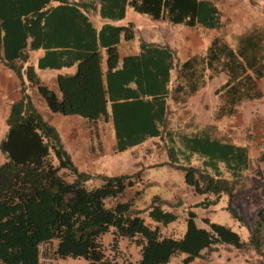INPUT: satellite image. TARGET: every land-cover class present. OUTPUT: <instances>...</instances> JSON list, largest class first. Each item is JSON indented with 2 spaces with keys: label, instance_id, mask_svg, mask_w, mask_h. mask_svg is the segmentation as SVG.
<instances>
[{
  "label": "trees",
  "instance_id": "trees-1",
  "mask_svg": "<svg viewBox=\"0 0 264 264\" xmlns=\"http://www.w3.org/2000/svg\"><path fill=\"white\" fill-rule=\"evenodd\" d=\"M96 4L100 6L99 13L103 7L119 6V19L128 7L136 14L163 19L171 25L219 27V12L208 0H0V65L18 79L19 94L8 107L2 122L5 132L0 139V264H39L47 255L40 248L52 245L55 259L118 264L105 254L101 239L106 234H110L113 252L121 240L138 248V260L128 264H167L180 254L187 264L204 253L215 252L221 245L243 248L238 235L223 225L202 218L204 227L198 228L192 211L182 216L177 234L162 236L159 225L165 227L176 220L173 210L181 200L172 202L155 195L139 208L132 200L125 201L126 190L133 187L136 174L94 178L79 171L56 130L38 113L32 99L34 90L52 114L74 116L91 125L108 117L106 103L113 94L109 74L116 67V39L122 29L102 27L96 31L83 14L85 10L94 13ZM105 28L116 35L111 43L103 41ZM96 39L105 48L104 75ZM39 50L42 56L36 60L38 70H58L76 64L72 75L55 77V90L44 86L35 68L28 64L29 54ZM158 71L155 67L138 69L127 79L133 80L134 85L127 89L131 100L117 108L111 104L113 150L121 153L146 138L162 141L168 159L156 166L184 172V183L194 194L210 195L208 200L190 207H215L227 198L223 210L250 230L248 242L264 255L260 242L264 206L247 220L233 206L234 188L226 180V165L236 177L238 170L228 164L243 160L246 148L210 138L205 130L190 133L188 137L192 138H182L169 129L164 118L165 99L184 108L207 81L219 75H224L226 81L214 92L216 118H230L242 101L258 100L262 93L257 83L264 78V24L244 33L235 48L220 38L213 39L203 54L175 66L174 84L169 89L167 70L160 74ZM118 78L121 76L115 73L113 79ZM149 99L160 103L156 105ZM180 145L187 151L184 156L178 153ZM193 154L196 159L197 154L208 157L203 169H199V164L190 166ZM258 158L264 162V152ZM178 159L183 160L184 166L177 164ZM194 175L201 180L197 182ZM69 177L70 182L66 181ZM93 180L100 183L94 185ZM144 213L148 219H143Z\"/></svg>",
  "mask_w": 264,
  "mask_h": 264
},
{
  "label": "rangeland",
  "instance_id": "rangeland-1",
  "mask_svg": "<svg viewBox=\"0 0 264 264\" xmlns=\"http://www.w3.org/2000/svg\"><path fill=\"white\" fill-rule=\"evenodd\" d=\"M217 1H219L224 9L222 13L223 26H226V0ZM245 1L246 4L250 3V0ZM235 4L233 5L239 7V9L242 8L241 0H237ZM32 56L35 60L36 53H32ZM50 73L54 77L57 75L56 71H51ZM225 81L226 78L224 75H219L217 78L207 81L206 85L188 100L182 113L188 118V123L186 124L194 127V132L205 130L208 132L210 138L226 141V144H238L236 146L243 145V147L246 148L247 153L245 157H243V160H232L229 162L230 164H228L229 167L238 170L236 172L238 174L236 177L232 175L233 171L228 169L226 165V180L231 181L234 188L233 206L240 214L246 217L247 220H251L255 212L264 206V162L258 160V157L264 152V103L262 104L256 100L252 102L242 101L235 115L225 119L216 118L215 107L217 104V96H215L214 92L222 86ZM33 92V103L37 104V111L40 113L42 119L56 130L62 146L67 153L71 151L75 152V154H70L72 161L76 165L91 163V168L94 169L95 159L98 160V155L103 153L100 144H98L99 140L93 134L85 138L83 136H77L76 142L71 144L72 140L70 136L74 131L73 128L68 126V123H65V117L58 114L54 116V118L50 117L53 114L49 113L37 91L34 90ZM2 97L5 96L2 95ZM1 99L3 100L0 96V100ZM171 113H175L174 109H172ZM84 124H86V121L80 119L79 126L81 129L82 127L84 128ZM4 127V124L0 120V133L1 129L5 132ZM90 132L93 133V131ZM137 147H135V151H133L130 156L128 154L118 155L115 159L109 158L111 155L109 156L108 152H105V155L102 156L99 168L104 170L103 173H106L108 170L107 174H101L104 176H115L126 173L130 175L136 174L137 177L134 178L136 182L130 190H126L127 192L125 193L124 200H132L133 205L137 208L145 205V203L147 204L150 198L155 195L158 197H165L166 190H168V194H170L168 199L172 202L181 200L179 203L180 205L173 210L176 214V220L165 227L159 225L162 236L167 237L173 233L177 234L182 226V216L186 212L192 211L196 214L194 222L198 228L204 227L200 220L206 218L212 223L229 228L238 235L240 242L244 244L243 248H234L224 245L218 246L215 252L209 255L204 253L201 258L194 259L187 264H264V255L257 253L248 242L250 230L240 225L223 210L227 198H222L221 202L215 207L211 205L201 208L190 207L193 203H199L201 200H208L207 198L210 195L194 194L193 189L189 188L184 183V172L173 170L171 167L156 166L168 159V152L163 148L162 141H151L140 149ZM90 151L93 153H90ZM113 154L114 153H112V155ZM196 156L198 159L193 158L191 163L195 166L199 164V169H203L201 166L203 162H208V157L205 156L204 158L198 154ZM180 161L182 160L178 159L177 164L182 165L183 162ZM2 162L3 158L0 155V164ZM137 162L139 164H134ZM132 163L134 165H130ZM220 163L224 165L223 162ZM205 170L209 173L210 168L207 167ZM93 176L95 178L96 174H93ZM193 179L197 182L201 180L197 175H194ZM66 181L70 182V177L66 178ZM92 183L98 185L100 182L97 183V181L93 180ZM137 192L139 193L136 194ZM142 216L143 219H148L146 213ZM151 225L152 223H150V226ZM110 242V234L104 235L101 239L105 254L109 258H115L118 264H128L130 261L138 260V248L131 242L127 240L119 241L116 252L112 251ZM260 242L262 244L261 251L264 252V232L260 235ZM55 244L54 242V246ZM40 249L42 252H46L47 255L40 259L39 264H86V262L80 258L55 259L51 253L53 245L51 247L42 246ZM183 258L184 255L182 254L174 256L169 260L168 264H184L182 262Z\"/></svg>",
  "mask_w": 264,
  "mask_h": 264
},
{
  "label": "crops",
  "instance_id": "crops-1",
  "mask_svg": "<svg viewBox=\"0 0 264 264\" xmlns=\"http://www.w3.org/2000/svg\"><path fill=\"white\" fill-rule=\"evenodd\" d=\"M208 1L213 4L220 15L219 27L217 29H205L199 25L193 28L184 27L182 25H171L163 19L152 20L148 16L136 14L128 7L124 8L122 17L119 19L121 11L119 6L117 5L109 6L107 8L103 7L101 13H99L100 6L99 4H96L93 8L94 13H89L86 10L85 13L83 12V14L87 17L88 22L96 31H99L102 27H120L122 31L117 36V39L116 35L113 34V31L109 28H105L106 32L103 34V41L111 43L116 39V41L118 42L116 45V67L113 68L109 74L111 76V80L109 81V89H111V91L113 90V94L111 95V98H108V101L106 103L108 117L105 120H98L94 125L86 122V124H84V128L82 127L81 129L79 126L80 118L74 116H63L65 117V123H68V126L70 128H73L74 131V133L70 136L72 140L71 144L76 142L78 138L77 136H83L85 138L93 134L99 140L98 144H100V147L103 150V153L101 155H98L99 159H95L94 161V169L91 168V163H86L85 165L83 163H81V165H76L74 163L75 167L79 171L87 173L91 176H93V174L101 175L104 170L100 169L99 166L102 160V156L105 155V152H108V155H111L109 158L113 159H115L118 155L128 154L130 156L132 152L135 151V147L138 146L137 148L140 149L142 147H145L147 143L156 140V138H146L142 143L135 145L121 153H117L115 150H113V147L115 145V136L111 127L112 121L109 116L110 107L112 104L115 108H117L119 104H125V102H129V100H131L127 96V89H133L134 85L133 80L127 81V79L133 76V74H135L138 69L146 68V70H149L155 67L160 70V72L158 71V74L163 73L164 70H167V87L169 89L174 84L175 66L193 55L203 54L207 46L213 39L220 38L229 47L235 48L238 39L244 33L249 32L252 29H259L264 24V0H250L249 2L251 4H246L245 0H241V9L235 6V2L237 0H226V26H223L224 23L222 13L224 12V9L222 8L219 1ZM232 3L235 5H233ZM85 9L92 8L87 7ZM242 10L244 11V14ZM82 24L80 26H82ZM99 43L100 41L96 39V48L101 57L100 70L101 74L104 75L106 74V54L105 48L102 47V45L100 46ZM32 53H36L35 60L32 56ZM41 56L42 51L40 50L31 52L29 54L28 64L35 68V74L39 78L40 82L50 89L55 90V77L57 75L69 76L75 72L76 64L72 65L69 68L62 67L58 70H38L35 67V63L36 60ZM51 71H56L57 75L55 77L52 76V74L50 73ZM115 73L117 75H120L121 78H118L117 80L113 79V75ZM125 82L126 84H124ZM257 85L262 93V96L256 101L263 104L264 78L259 80ZM17 86L18 79L16 78L14 73L0 65V96L1 98H3V100H0L1 122L4 121L10 104L13 101L17 100L19 97ZM2 95L5 97H2ZM149 100H152L156 105L160 103V100L159 102L156 101L158 99ZM33 104L37 109V104ZM165 106L167 107V113L166 115L164 114V118L165 122H168L169 124V129L171 131H174L176 134L179 133L180 137L182 138H192L188 137V135L195 130L193 131L194 127L186 124L188 123V118L182 113L183 108H177L176 105L168 98L165 99ZM172 109H174L175 111L174 114L171 113ZM56 115L57 114H53L50 117L54 118V116ZM90 131H93V133H91ZM3 133L4 131L3 129H1L0 139L2 138ZM239 146L243 147V145ZM178 149V153L182 154V156L187 154L184 145L178 146ZM90 153L93 152L90 151ZM112 153L114 154L112 155ZM68 154L72 155L75 154V152L71 151ZM193 156L195 155H192V159ZM134 164L139 163L137 162ZM134 164L132 163L130 165ZM191 165L193 164L190 163V166ZM181 166L184 165L182 164ZM107 171L103 174H107ZM169 195L170 194H168V190H166L165 197L160 198L164 200H170L168 199Z\"/></svg>",
  "mask_w": 264,
  "mask_h": 264
}]
</instances>
